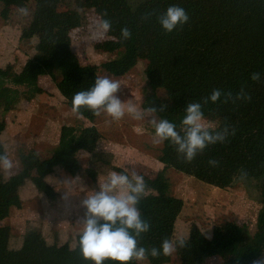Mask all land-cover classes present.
<instances>
[{
	"label": "trees",
	"instance_id": "obj_1",
	"mask_svg": "<svg viewBox=\"0 0 264 264\" xmlns=\"http://www.w3.org/2000/svg\"><path fill=\"white\" fill-rule=\"evenodd\" d=\"M26 3L27 0H0V20L8 18L11 8ZM125 3V0H73L75 8L85 9L95 4L103 11L115 10ZM171 5L182 7L193 16L197 36L202 38L215 26L213 12L224 9L219 0H131L125 9L124 26L130 30L131 38H121L122 27L109 31L103 43L95 47L108 54L122 50L123 55L117 62L132 58L146 60L145 81L153 93L158 119H168L179 131L187 103L201 102L204 118H208L213 127L227 126L229 132L234 129L240 135L244 153L242 170L247 172V178H235L227 189L248 188L257 194L260 208L254 236L249 238L241 226L218 223L212 226L211 237L207 238L199 227L192 226L185 239L186 245L177 247L176 254L180 264H196L208 256L218 257L219 264H253L264 251V0H255L249 11L229 29L194 46L179 25L171 33H165L158 23L157 15ZM147 14L151 15L144 19ZM80 29L78 13L59 11L57 0H35L32 17L22 27L19 42L31 44L33 54L46 66L37 59L28 58L11 76L0 68V113L17 107V94H20V101L27 104L43 95L38 80L46 75L47 67L59 71L62 79L58 85L71 82L66 95H61L65 108L72 110L73 95L88 90L95 82L96 67L81 66L71 46V33ZM110 64L112 62L106 67ZM253 72L261 74L259 81L251 80ZM242 88L250 95V100L234 99ZM214 89L231 92L232 98L225 101L222 96L214 104H203L204 98ZM157 93L163 98L158 99ZM161 105L167 107L160 112ZM77 115L79 121L61 126L57 149L48 159L36 162L39 164L37 170L43 165L68 168L75 164V154L85 146L87 131L83 122L93 125L99 117L85 108ZM6 126L5 118H1L0 137ZM172 146L169 141L163 142L160 186L144 178L146 193L137 207L142 219L150 223V230L138 238V245L145 248L159 247L165 238H173L177 217L173 208L182 201L171 197L165 177L169 163L166 156ZM29 170H20L0 184V222L8 217L10 207L19 206L17 193L29 178L35 185L42 182L41 178H31ZM78 241L79 235L71 246L67 242L60 243L54 235L39 245L34 260L22 264H92L82 258ZM159 260L167 264L169 257L161 255ZM103 264L119 262L105 260ZM129 264L138 263L133 260Z\"/></svg>",
	"mask_w": 264,
	"mask_h": 264
},
{
	"label": "rangeland",
	"instance_id": "obj_2",
	"mask_svg": "<svg viewBox=\"0 0 264 264\" xmlns=\"http://www.w3.org/2000/svg\"><path fill=\"white\" fill-rule=\"evenodd\" d=\"M219 1L224 9L213 12L216 23L207 37L197 36L195 21L190 13H187L188 22L178 26L193 46L229 29L234 21L249 11L255 0ZM57 2L59 11H74L81 17V29L70 35L71 46L80 65L96 67L95 79L108 77L119 81L121 88L118 96L122 101L132 99L141 108L154 107L153 93L145 81L146 60L132 58L117 62L123 55L122 50L108 54L95 47L103 43L105 35L100 37L95 34L94 21L106 13L103 18L111 21L110 31L124 27L125 9L131 0H125V5L112 11H103L95 4L78 9L74 7L73 0ZM23 7L29 10L27 16H21L19 7H13L8 18L0 20V68L6 70L9 76L28 58L37 59L42 66H46L39 56L33 54L31 44L19 42L22 27L32 17L35 0H27ZM109 62L112 64L106 67ZM61 79L57 69L47 67L46 75L38 80L43 95L27 104L20 101V94H17V107L0 113V119L5 118L7 122L0 137V153H6L13 161L11 170L0 168V184L23 169H30L31 178L42 179L40 185H35L29 178L17 193L19 206L10 207L8 217L0 222V264H22L34 260L39 245L54 235L60 243L74 246L75 237L82 230L80 221L84 209L81 201L98 190L99 184L110 172L129 176L136 172L156 186L161 184L159 172L164 167L161 163L163 143L153 144L154 131L147 118L135 120L127 113L122 119L114 121L101 112L95 124L83 122L87 131L85 146L75 154L74 165L68 168L43 165L36 169L39 165L36 162L48 159L57 149L61 126L73 125L80 120L76 113L65 108L62 95H66L71 82L60 86ZM155 96L163 98L160 93ZM204 122L213 125L208 118H204ZM166 158L169 163L165 177L168 178L171 197L182 201L181 205L173 208L177 217L172 240L177 237L186 239L192 226L199 227L205 237L210 238L212 226L218 223L241 226L249 238L254 236L260 208L257 194L248 188L227 189L238 178L244 162L237 132L234 135L229 132L222 143L208 145L190 163L184 162L174 146L169 149ZM209 160L219 161L218 166H210ZM96 172H100L98 177ZM168 257L167 264H180L176 251ZM257 260H264V251ZM137 263L162 264L159 258L150 256ZM219 263L218 257L208 256L196 264Z\"/></svg>",
	"mask_w": 264,
	"mask_h": 264
},
{
	"label": "clouds",
	"instance_id": "obj_3",
	"mask_svg": "<svg viewBox=\"0 0 264 264\" xmlns=\"http://www.w3.org/2000/svg\"><path fill=\"white\" fill-rule=\"evenodd\" d=\"M18 13L27 16L29 10L19 7ZM106 13L94 21V32L103 37L111 29V21L104 19ZM151 14L145 15L148 19ZM189 20V16L182 7L171 5L166 11L157 15V21L165 31L171 33L177 26H183ZM121 38H131V32L127 27L121 29ZM252 81H259L261 74L253 72ZM121 88L119 81L108 77H96L92 87L88 90L76 92L72 97V112L79 114L82 108L90 110L93 115L100 116L106 113L114 121L122 119L127 113L135 120L148 119V123L154 129L153 144L159 145L169 141L178 155L186 163H190L202 153L208 145L226 140L229 130L215 128L204 122V112L201 102L187 103L184 115L180 121V130L177 125L166 118L158 119V110L155 107L141 108L134 100L122 101L118 96ZM224 96L225 101L232 98V93H224L220 89H214L203 104L216 103ZM235 100H250L251 97L243 88L235 94ZM167 105H161L160 112ZM232 134H235L233 129ZM212 167L218 166L219 161L209 160ZM0 168L11 170L13 161L6 153H0ZM247 172L240 171L238 179L245 180ZM146 193L144 177L136 172L131 176L126 173L110 172L105 181L98 186V190L92 191L81 201L84 215L80 221L82 230L79 235V251L82 258L91 261L92 264H103L105 260L129 264V262L143 261L150 257L159 258L161 255L171 256L177 247H184L186 240L177 237L175 240L165 238L159 247L145 248L138 245V238L150 230V223L142 219L137 205ZM253 264H264V260L254 261Z\"/></svg>",
	"mask_w": 264,
	"mask_h": 264
},
{
	"label": "crops",
	"instance_id": "obj_4",
	"mask_svg": "<svg viewBox=\"0 0 264 264\" xmlns=\"http://www.w3.org/2000/svg\"><path fill=\"white\" fill-rule=\"evenodd\" d=\"M24 114V113H23ZM61 115V114H60ZM50 146V145H49ZM53 146H51L52 148ZM42 153V152H41ZM36 156H38L37 154H35ZM41 159V158H40ZM100 172H96L95 175H97V177L99 176Z\"/></svg>",
	"mask_w": 264,
	"mask_h": 264
}]
</instances>
